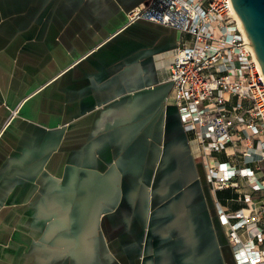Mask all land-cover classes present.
<instances>
[{
	"label": "crops",
	"instance_id": "crops-1",
	"mask_svg": "<svg viewBox=\"0 0 264 264\" xmlns=\"http://www.w3.org/2000/svg\"><path fill=\"white\" fill-rule=\"evenodd\" d=\"M147 1L0 0V264H233Z\"/></svg>",
	"mask_w": 264,
	"mask_h": 264
},
{
	"label": "built area",
	"instance_id": "built-area-1",
	"mask_svg": "<svg viewBox=\"0 0 264 264\" xmlns=\"http://www.w3.org/2000/svg\"><path fill=\"white\" fill-rule=\"evenodd\" d=\"M127 16L190 35L167 69L172 102L206 166L236 264H264V73L233 1L148 0ZM227 189L235 195L224 204L218 192Z\"/></svg>",
	"mask_w": 264,
	"mask_h": 264
},
{
	"label": "water",
	"instance_id": "water-1",
	"mask_svg": "<svg viewBox=\"0 0 264 264\" xmlns=\"http://www.w3.org/2000/svg\"><path fill=\"white\" fill-rule=\"evenodd\" d=\"M249 43L264 73V0H232ZM172 86L173 83L171 82ZM178 109V108H177ZM179 112V110H178ZM180 118V114H179Z\"/></svg>",
	"mask_w": 264,
	"mask_h": 264
},
{
	"label": "bare ground",
	"instance_id": "bare-ground-1",
	"mask_svg": "<svg viewBox=\"0 0 264 264\" xmlns=\"http://www.w3.org/2000/svg\"><path fill=\"white\" fill-rule=\"evenodd\" d=\"M236 13V12H235ZM236 16L238 17V19H239V23H240V27L243 29V31H244V33H245V35H246V38L248 39V36H247V34H246V32H245V28H243V26H242V22H241V20H240V17H239V15H238V13H236ZM260 67V66H259Z\"/></svg>",
	"mask_w": 264,
	"mask_h": 264
},
{
	"label": "flooded vegetation",
	"instance_id": "flooded-vegetation-1",
	"mask_svg": "<svg viewBox=\"0 0 264 264\" xmlns=\"http://www.w3.org/2000/svg\"><path fill=\"white\" fill-rule=\"evenodd\" d=\"M230 253H231V255H233V264H236V261H235V255H234V248H230Z\"/></svg>",
	"mask_w": 264,
	"mask_h": 264
}]
</instances>
